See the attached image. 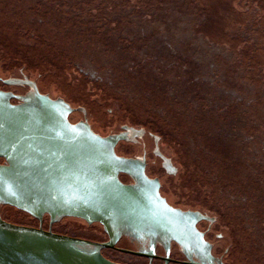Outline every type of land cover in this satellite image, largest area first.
<instances>
[{"label":"water","instance_id":"obj_1","mask_svg":"<svg viewBox=\"0 0 264 264\" xmlns=\"http://www.w3.org/2000/svg\"><path fill=\"white\" fill-rule=\"evenodd\" d=\"M0 20L12 27V36L14 29H33L41 34L46 41L42 46L49 43L59 53L55 66L63 61L67 66L84 62L93 78L115 71L32 0H0ZM21 44L35 46L26 34L21 37ZM24 53L18 51V56ZM10 56L0 44L2 75L8 74L7 66L14 61L19 64L18 58ZM27 62L31 78L43 80L46 90H54L55 99L36 93L19 98L22 103L14 105L10 94L0 91V160L5 161L0 164V264H118L107 259L104 250L114 261L142 264L146 261L139 257L152 261L157 256V242L165 246L168 257L164 259L168 264L172 241L188 254V261L182 264H223L212 256L211 245L195 228V222L205 217L171 207L161 196L159 180L146 175L143 160L129 158L139 151L137 143L129 141L134 139L132 134L104 137L85 122L73 124L87 115L80 113L82 109L72 108L64 100L66 94L70 93L77 103L90 98L84 93L86 88L78 74L70 69L65 77L55 73L54 84L49 72L41 76V72L35 71L40 63L36 57ZM103 86L92 83L89 89H101L110 98L119 95L114 87L108 86L104 91ZM132 92L140 100H125L123 95L118 108L109 105L113 108L111 114L106 110L109 107L100 112L93 103L89 107L90 120L98 129L103 123H112L113 130H121V124H126L135 129L147 127L166 132L164 135L173 148L160 140V149L175 165L190 167L183 178L187 193L196 198L204 183L188 154L190 150L179 124L138 89ZM70 101L73 107H80ZM125 105L132 111V119L121 122L119 109L125 110ZM142 141L148 150L147 159L152 162L156 145L148 135ZM121 174L131 177L134 183H123ZM161 174L167 187L171 185L179 194V175L170 178L163 171ZM170 196L171 200L177 199ZM208 205V210L216 213L212 203ZM103 229L109 238L107 242H103L107 240ZM216 233L225 235L221 224ZM123 236L139 238L149 248H118L122 247L117 244ZM217 245L232 252L226 236ZM227 261L237 264L234 255Z\"/></svg>","mask_w":264,"mask_h":264},{"label":"rangeland","instance_id":"obj_2","mask_svg":"<svg viewBox=\"0 0 264 264\" xmlns=\"http://www.w3.org/2000/svg\"><path fill=\"white\" fill-rule=\"evenodd\" d=\"M32 1L115 71L118 62L133 53L137 62L123 63L140 68L143 82L137 89L179 124L189 150L190 144L213 145L206 134L224 125L243 149L244 140L254 135L255 150L264 154V0ZM225 110L231 115L222 121ZM198 134L200 138L191 139ZM246 149L254 151L250 144ZM263 154H256L252 171L256 175L248 181L240 180L247 170L243 164L226 173L223 154L205 155L204 164L212 162L218 173L217 188L232 187L241 193L236 203L229 202L235 205V215H244L237 207L244 202L243 194L251 199L250 209L264 205L256 201L264 194ZM194 162L204 176L198 158ZM203 176L205 185L208 180ZM221 226L237 264H264L263 256L245 247L243 234L234 238L231 227Z\"/></svg>","mask_w":264,"mask_h":264},{"label":"flooded vegetation","instance_id":"obj_3","mask_svg":"<svg viewBox=\"0 0 264 264\" xmlns=\"http://www.w3.org/2000/svg\"><path fill=\"white\" fill-rule=\"evenodd\" d=\"M37 42L40 43V45H44L42 41H37ZM10 57H13V55ZM16 62L14 61L13 65L7 66V67H10L7 70V73H8L7 75H2L0 73V91L10 94V101L12 104L14 105L20 104L22 102L19 98L28 97L36 93L47 95L50 98L55 99L54 90H53V93L46 90L47 88L43 86L44 85L43 80L40 81L38 79L31 78L30 73L28 72L29 64L26 60V55L23 59H20V61H18L19 64H17ZM8 63H11V62H8ZM83 63L78 62V63L70 64L68 66L66 65V67H69V68H66L65 71H63L64 77L67 74L66 73L67 69L68 70L70 69L76 72L78 74V77L81 78V83L86 88V91L84 93L87 94L88 97H90L89 100H87L86 102L77 103L74 99H72V97L70 96V93L66 94L65 97L67 99L64 98V100L68 102L72 108L82 109L83 111L81 110H78V111H81L80 113H82L85 116L87 115L86 116L87 118L83 116V118L77 120L76 123H73L71 119L69 118L70 122L73 124H79L81 122H85L91 127V129L95 133L101 136H104V137L110 136V135H116L120 133L132 134L134 139H131L129 141H132L131 143H135V144L137 143L139 147V151L137 155L133 157L129 156V158L143 160L145 164L146 175L150 179L159 180L161 196L166 199L167 203L171 207L182 210L184 212L200 213L205 217L195 222V228L197 229L199 233L203 234L205 241H207L211 245L210 252L212 256L218 262L220 261L223 264H231V261L228 263L227 259L230 260L233 255L232 252H230L227 247L217 245L219 244L220 241H225V235L216 233V227L219 226L221 223L224 224L225 226L231 227V230L233 231V234H234L233 235L234 238L239 239L238 237H235V236L238 234L239 235L243 234V236L245 237V240H244L245 247L253 248L255 253L260 255V257L263 256L264 258V205L260 208V210H256L254 208L250 209L251 199L246 198V194H243L244 202L240 200L237 207L240 210V212L243 211L244 215H240V214L235 215V212H234L235 205L229 204V202L236 203L237 199L235 197L237 195H240L241 193H239L236 189L232 187L228 189H222V188L218 189L217 187L220 186L218 185L219 184L218 182L220 181V179H218L219 177H218L217 171L216 170L215 172L213 171L214 167L212 166V162L210 166L209 164L208 165L204 164V161L207 158V156L205 155L211 156L212 154L214 155V158H215V156L220 152V154H223V158L226 164L225 172L230 173L232 169H237L238 163L243 164V167H245V169L247 170L242 175H240V180L248 181L253 175H256V174H252L253 173L252 171L254 170L255 163H256V161H253V160H256V157L259 156L256 154H259V153L263 154L261 150L259 151V153L256 151L258 149L255 150L257 145L255 144L256 142L252 140L251 135H248L249 136L248 141L244 140L246 143L244 144L243 146L244 149H243L241 148V145H238L235 143L236 136L233 135L232 129L229 130V128L224 127V125L222 126L217 125V126H214L213 128L214 132H212L211 135L206 134V136L209 139H213V142H214L213 145L209 144V146L206 147L201 143V145H197L193 147L190 144L191 149H190V153L188 154L191 155V158L194 160L195 158H198V165L201 166V169L203 173L205 174L204 176L201 175V177L202 176L203 178L206 177V179L208 180V182L204 185V189H201L200 190L201 193L197 195L196 197L197 199L193 198L190 194L187 193L188 189H187L186 181L184 179L186 178L185 175H187L186 174L187 169L190 170V167L186 166L185 164L178 165V163H176L175 165L174 161L168 158L167 156L163 155L160 149V140L163 141L162 142L163 144L167 143V146L169 144L170 145L172 144V142L167 139L168 137L165 136L167 135L166 132L164 133L165 134L164 135L159 130H156L154 128L148 129L147 127L145 128L142 127L140 129H135L134 127H129L126 124L125 125L121 124V130H113L114 126L112 125V123H108V124L103 123L99 125L100 129H98L95 126V123H93L90 120V108L89 107H91L93 103L97 105L100 112L101 111L103 112L105 110V106L109 107V105L115 104V106H117L118 108L119 104L123 101L124 96H125V100L131 99L132 101L137 100L138 102L140 100L138 95L131 94V93H133L132 90H135L138 87H140V86H137L136 84L138 83V81L143 82L142 76L134 75V74H133L134 76L133 75L128 76V77L125 76L124 74H126V69H125L126 67H124L123 62H118L119 67L116 72L113 70H110L108 76L106 75L105 77H101L99 75L93 78L90 72L86 70V66ZM17 65H18V68H17ZM35 71L41 72V76L43 74L47 75V73L49 72V75L53 76V80L55 79V65L54 64L52 65L49 64L46 67H37ZM73 77L75 78L74 75ZM106 80H109V81H106ZM125 81L127 84L125 83ZM107 82L110 84H108ZM53 83L55 84V80L53 81ZM92 83H95L99 88L103 84L104 91H106L105 90L106 87L112 86L115 89H117L115 93H118L119 95L115 94V97L113 96L110 98L101 89L99 91L96 90L97 92L96 91L92 92L91 89H89V86L92 85ZM124 84H126V86H124ZM69 86L71 87L72 90H74V85L71 86L70 84ZM70 100L74 101V104H78V105L80 104V107L78 108L73 107V103ZM111 101H114V102H111ZM145 103L146 102L143 101L144 105ZM223 107L226 109L227 105H224ZM124 108L125 110L119 109V113H120L119 119L121 122L122 121L125 122L126 118L132 119L131 118L133 114L132 111L127 107V105H125ZM106 110L110 113L112 112L113 108L109 107ZM85 111L87 112V114H85ZM73 114H75V112L72 113L71 115ZM223 114H224L222 115L223 117H220V118L222 121H226L228 119V116L230 117L231 115V110L230 111L225 110ZM198 122L199 120L197 119L196 124H198ZM183 131L188 133V130L185 128L183 129ZM186 133H185V136H186ZM147 135L154 141L156 145L154 149L155 160H153L152 162L148 161L147 159L148 152L146 151L148 150L145 148V144L142 141L143 137ZM200 137L201 135L198 134L197 137H194L191 139L200 138ZM187 140L190 141V138H187ZM247 144L252 145L254 148V151L251 152L250 150H247L246 149ZM117 147H116V152H117ZM170 147H172V145ZM207 149L211 150V154H210V151H207ZM250 149L252 150V148ZM237 150H240V152L237 153ZM235 154L239 155L238 160H236ZM202 155H204L205 157L202 158L201 157ZM210 161L211 160H209V162ZM253 162H254V166H252ZM0 164H5V161L1 159ZM256 167H258V165ZM161 171H163L164 174H167V176H169L170 178H174V176L179 175V179L181 180V183L179 184V187H180L179 194L175 193L177 189L172 188L171 185L167 187V182L166 183L163 182V175L161 174ZM120 180L125 184L134 183V180L125 174L120 175ZM170 195H173L177 199L171 200L172 197ZM260 196L261 197L256 199V201H259L261 202V204H263L264 194ZM211 199H213V201L215 202L214 208L216 210L214 211H216V213H211L212 210H208L209 209L208 204L212 203ZM45 217H48V216H45ZM254 219L259 222L260 227L259 226L255 227L254 225H252V222H254L253 221ZM88 225H94V224H88ZM39 227H40V222H39ZM108 240L109 238L107 235V240L103 242H107ZM241 240L242 239L240 238L239 241ZM95 242H99V241H95ZM119 245H122V247H118V248L127 249L131 251H140V250L149 248L147 245L144 246V243L140 241L139 238L130 239L126 236H123L120 239L117 246ZM233 248H234V244H233ZM104 251H103V255L107 259L115 263H118V264H125V263L110 259L104 254ZM155 252L157 256L152 261L147 257H139L146 261L145 263H142V264H167L166 260L164 259L168 257L165 246L162 245L160 242H157ZM130 256H133V255H130ZM134 257H138V256H134ZM188 259H189L188 254L175 241H172L168 264H182L181 262H187Z\"/></svg>","mask_w":264,"mask_h":264},{"label":"trees","instance_id":"obj_4","mask_svg":"<svg viewBox=\"0 0 264 264\" xmlns=\"http://www.w3.org/2000/svg\"><path fill=\"white\" fill-rule=\"evenodd\" d=\"M18 28H20V26H18ZM10 29H12V27H10L7 23L5 22H2L0 20V44L2 45V48L8 52L10 54L9 51H11L12 55L14 58H18L19 61L20 59H23L26 55V60H28V58L32 57H36L37 60L40 61L39 63V67H46L47 65L49 64H54L55 65V56L56 55H59V53L57 54L55 51V48L54 46H52L51 44H46V46H40L39 43L37 41H42L43 44L46 42L44 39H43V36L39 33H37L36 31H33L32 30H22V29H19V30H15L14 29V33H13V36H12V32L10 33ZM26 33V35L28 36L29 39H31L33 41L34 44H36V46H33L31 48H28L29 46L26 45L23 46L21 44V37L24 36ZM40 37V38H38ZM40 47V48H38ZM23 51H26V54L24 53L23 55L21 56H18V51H21L20 49ZM58 52V51H57ZM10 54V55H11ZM11 55V56H12ZM129 60L132 59L133 61H136L137 60L135 59V55L132 53L130 55V58H128ZM127 59V60H128ZM125 60V61H127ZM123 61V62H125ZM66 65H67V62L63 61L62 63L60 64H57L55 66V73L58 74V73H62L63 74V71H65L66 69ZM124 67H126V74H124L125 76H131V75H140V68L135 65L134 63L133 64H129V63H123ZM133 75V76H134ZM132 76V77H133ZM131 81V80H130ZM126 83V81H125ZM140 81H138V83L136 84L137 86H140ZM127 84V83H126ZM126 84H124V86H126ZM252 137V140L255 139V136L254 135H251ZM254 137V139H253Z\"/></svg>","mask_w":264,"mask_h":264}]
</instances>
